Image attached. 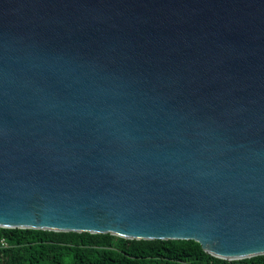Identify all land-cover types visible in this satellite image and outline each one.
Instances as JSON below:
<instances>
[{
	"label": "water",
	"instance_id": "water-1",
	"mask_svg": "<svg viewBox=\"0 0 264 264\" xmlns=\"http://www.w3.org/2000/svg\"><path fill=\"white\" fill-rule=\"evenodd\" d=\"M0 228L264 255V0H0Z\"/></svg>",
	"mask_w": 264,
	"mask_h": 264
},
{
	"label": "trees",
	"instance_id": "trees-1",
	"mask_svg": "<svg viewBox=\"0 0 264 264\" xmlns=\"http://www.w3.org/2000/svg\"><path fill=\"white\" fill-rule=\"evenodd\" d=\"M0 264H264V255L229 262L194 241L0 228Z\"/></svg>",
	"mask_w": 264,
	"mask_h": 264
}]
</instances>
